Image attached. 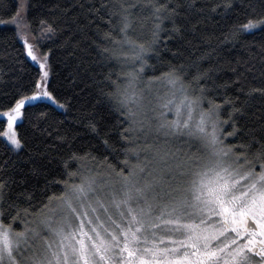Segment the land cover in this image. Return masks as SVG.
I'll use <instances>...</instances> for the list:
<instances>
[{
  "label": "snow or ice",
  "instance_id": "1",
  "mask_svg": "<svg viewBox=\"0 0 264 264\" xmlns=\"http://www.w3.org/2000/svg\"><path fill=\"white\" fill-rule=\"evenodd\" d=\"M13 6L15 11L10 16H0V26L12 31L13 40L22 42L24 54L37 71L28 86L17 88L8 103L0 106V144L10 152L24 147L18 122L29 109L38 108L34 102L47 99L57 108L66 107L50 90L51 50L45 51L42 43L56 34V25L41 20L37 34L27 19L28 0H18ZM75 7L85 18L99 16L109 25L93 41L89 64L83 68L91 82L80 90L84 93L91 89L84 106L95 110L106 105L110 113L117 114L119 136L136 145L126 151L136 153L137 163L116 173L119 188L111 186L106 196L98 194L95 176L81 175L78 184L64 181V192L41 202L35 226L26 225L22 231H14L3 222L6 190L15 180L7 175L6 162L0 165V264H253V257H259L258 264H264V106L253 113L256 123L244 133L251 139L229 145L222 137L241 134L238 120L246 109L233 104L228 120H221V106L206 96L204 82L210 69L201 71L197 65L196 72L190 73L183 64L172 65L154 77L173 90L172 98L161 105L174 111L172 120L163 118L161 112L154 124L148 116L145 89L138 86L147 60L158 55L165 21L171 22V33L183 38L186 29L178 19L182 15L196 34L198 25L212 19V14L226 17L239 11L245 14L246 22L224 34L225 41L235 40L240 33L264 27V0L259 2V11L252 0H240L239 5L236 0H176L175 5L151 0L146 5L153 10L150 38L140 43L129 37L133 22L124 5L117 6L110 0H101L99 6L79 2L64 9V14L70 15ZM194 14L201 19L191 23ZM71 25L81 31L85 27L78 16L72 18ZM114 33L119 39L114 38ZM74 36L69 31L68 41L72 42ZM5 39L0 34V41ZM200 39L210 40L211 36L201 35ZM125 45L133 46V62L139 63V68L114 73L112 65L120 60ZM261 48L264 52V44ZM105 67L108 71H104ZM256 70L247 61L238 62V67L232 69L238 81ZM259 74L264 78V64ZM177 92L179 103H175ZM255 94L264 98V83L247 93L249 97ZM48 117L47 111H39L33 127L42 135L67 141L68 133L61 134L59 128H39V121ZM228 123L233 130L225 134L223 125ZM86 127L100 135L92 115L87 117ZM141 139L142 144L138 143ZM103 144L108 146L106 138ZM48 147L39 155H46ZM89 158L95 159L91 152H74L70 157L81 162ZM32 195L27 193V198L31 200ZM161 230L163 235H158ZM42 231L48 235L37 246L35 241Z\"/></svg>",
  "mask_w": 264,
  "mask_h": 264
},
{
  "label": "trees",
  "instance_id": "2",
  "mask_svg": "<svg viewBox=\"0 0 264 264\" xmlns=\"http://www.w3.org/2000/svg\"><path fill=\"white\" fill-rule=\"evenodd\" d=\"M79 2L99 6L101 0H28L27 19L33 29L37 30V34L41 20L56 25V34L42 40V43L45 45V51L51 50L50 90L66 107L57 108L44 101L35 103L38 108L29 109L26 117L18 123L17 130L24 147L10 152L0 144V165L6 162L7 175L15 180V183H10V188L6 190V199L2 205L3 222L5 225L10 224L16 231L26 222L38 218L40 204L46 202L47 197L53 194L58 196L64 192V181L70 184L85 170L120 172L121 169H127L125 161L128 164L133 155L131 151H126L131 148V144L121 140L119 136L117 114L110 113L106 105H101L95 110L84 106V100L89 99L87 92L91 89L84 93L80 90L91 82L83 68L89 64L93 41L98 40L108 30L109 25L99 16L95 19L92 16L85 18V14L81 13L78 7L73 8L70 15L64 14V9ZM110 2L117 6L124 5L129 9L133 22L129 30L131 40L140 43L143 38H150L149 29L153 23V10L146 5L151 0H110ZM200 2L203 3L204 0ZM252 2L259 11L260 0H252ZM15 3V0H0V16L4 18L10 16L15 11L13 6ZM160 3L175 5L176 0H160ZM236 3L239 5L240 0H236ZM133 5L137 7L132 8ZM246 12L251 14L252 10L247 9ZM77 16L81 24L85 25L82 31L78 30L76 25H71L72 18ZM178 19L186 29L183 38L171 33V22H164L157 48L158 55L153 54L147 60L145 79L155 80L154 77H159L172 65L183 64L185 70L190 73L196 72L197 65L201 71L210 69L209 76L204 82L206 96L221 106V120H228L233 104L235 107L246 109V114L238 120V125L243 131L235 137L227 136L226 143L229 145L246 143L251 137H246L244 133L256 123L253 113L264 106V98L259 94L252 97L247 95L252 87H260L264 83V78L259 74V68L264 64V52L261 48L264 44V27L240 33L238 39L225 41V33L234 25L246 22L245 14L239 11H233L226 17L212 14V19L198 25L199 31L196 34L192 33L191 24L184 21L183 15ZM197 19L201 17L194 14L191 23H196ZM69 31L75 34L72 42L68 41ZM0 34L6 37L5 40L0 41V106H3L8 103L17 88L28 86L37 71V66L24 54L22 42L13 40L12 31L0 26ZM201 35L211 36V39L201 40ZM114 38L119 39V36L114 33ZM189 40L191 44L188 43ZM77 43L79 47L76 46ZM127 54H129L128 50L123 47L120 51V60L112 65L114 73L127 71L121 58ZM245 61L254 64L257 70L246 73V79L242 78L238 81L237 74L232 69L238 67V62L243 64ZM104 71H108V68L105 67ZM188 78L191 79V75ZM204 106L208 107L207 100ZM39 111L49 113L47 120L39 121V128L43 129L49 125H51L50 131L59 128L61 134L68 133L67 141L56 140L55 135L52 137L47 134L42 135L33 127ZM89 115H92L98 123L99 136L86 127ZM223 128L225 134L233 130L231 123L224 124ZM105 138L108 140L107 147L103 144ZM46 145L50 146L46 155L40 156L39 152L45 151ZM74 152L79 155L91 152L95 159L89 158L84 162L70 159ZM33 169H36L35 173ZM70 173L76 175L70 177ZM27 193L33 194L31 200L27 198ZM17 213H19L18 217L13 220L12 217L17 216Z\"/></svg>",
  "mask_w": 264,
  "mask_h": 264
},
{
  "label": "rangeland",
  "instance_id": "3",
  "mask_svg": "<svg viewBox=\"0 0 264 264\" xmlns=\"http://www.w3.org/2000/svg\"><path fill=\"white\" fill-rule=\"evenodd\" d=\"M16 3H18V0H15ZM124 48H126V51L128 50L129 54H127L126 56H122V61L123 64L125 66V69L127 71H131L133 70V68H139V63H134L133 62V56H134V48L131 45H125ZM30 60V58H28ZM147 68V65H146ZM145 68V70H146ZM149 81H151V83L149 84ZM146 80L144 77V74H142L140 81L138 82V86L140 88H144L145 89V97H146V103L149 106V112H148V116L150 118H152L153 123L155 124L159 119V113L163 112L164 113V117L167 120H172L175 118V113L172 110H169L167 108H163L161 107V105L168 99L172 98V89L170 88V86H168L166 84V82H164L163 80ZM180 93H176V98H175V103H179L180 101ZM44 102H48L50 103L47 99L42 100ZM39 101H36L34 103H37ZM51 104V103H50ZM55 106V105H54ZM205 108H207L206 106H204ZM154 109V111L152 110ZM20 122V121H19ZM18 122V123H19ZM223 132H224V128H223ZM224 139H227V136L222 137ZM142 141V139H141ZM143 142V141H142ZM142 142H140L142 144ZM139 143V142H138ZM136 145L135 144H131V148H134ZM195 150V149H193ZM132 158L131 160L128 162L127 166H131L137 163V155L135 152L131 151ZM140 159L143 160V153H141L140 155ZM127 169H125L126 171ZM116 171H112V173H106V172H102L99 170L96 171H82L81 173L78 174V176L73 179L70 184L72 183H80V179H81V175H89V176H95L97 178V190H98V194L101 196H106L108 191L110 190L111 186H115L116 188H119V184L117 183L116 180ZM37 219L32 220L30 222H26L22 228L20 230L17 231H22L25 226H29V227H33L35 226V222ZM16 231V230H14ZM47 232L46 231H42L41 236L38 237L35 241V243L37 244V246L41 245L43 243V237L47 236ZM158 235H163V230H161L160 233H158ZM167 243V241H166ZM254 261V260H253ZM258 264V263H257Z\"/></svg>",
  "mask_w": 264,
  "mask_h": 264
},
{
  "label": "flooded vegetation",
  "instance_id": "4",
  "mask_svg": "<svg viewBox=\"0 0 264 264\" xmlns=\"http://www.w3.org/2000/svg\"><path fill=\"white\" fill-rule=\"evenodd\" d=\"M253 264H257L258 263V261H259V257H253Z\"/></svg>",
  "mask_w": 264,
  "mask_h": 264
}]
</instances>
